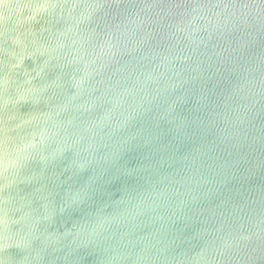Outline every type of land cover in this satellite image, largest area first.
I'll return each mask as SVG.
<instances>
[{
  "label": "clouds",
  "instance_id": "9594fccd",
  "mask_svg": "<svg viewBox=\"0 0 264 264\" xmlns=\"http://www.w3.org/2000/svg\"><path fill=\"white\" fill-rule=\"evenodd\" d=\"M0 264H264V0H0Z\"/></svg>",
  "mask_w": 264,
  "mask_h": 264
}]
</instances>
